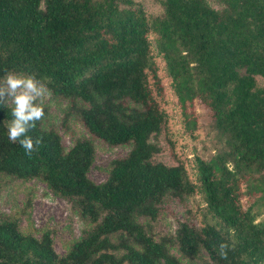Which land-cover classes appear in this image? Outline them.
I'll return each instance as SVG.
<instances>
[{
  "label": "trees",
  "instance_id": "1",
  "mask_svg": "<svg viewBox=\"0 0 264 264\" xmlns=\"http://www.w3.org/2000/svg\"><path fill=\"white\" fill-rule=\"evenodd\" d=\"M152 1L160 15L131 0H0V81L35 74L92 137L129 148L95 184L91 141L65 150L44 109L29 157L0 105V175L41 181L91 225L60 256L52 231L25 235L2 217L0 264H264V0ZM174 104L180 136H194L196 106L210 113L221 144L210 159L157 160ZM196 197L198 228L151 233L165 199Z\"/></svg>",
  "mask_w": 264,
  "mask_h": 264
},
{
  "label": "rangeland",
  "instance_id": "2",
  "mask_svg": "<svg viewBox=\"0 0 264 264\" xmlns=\"http://www.w3.org/2000/svg\"><path fill=\"white\" fill-rule=\"evenodd\" d=\"M131 1L141 5L150 16H157L161 13L159 6L152 0ZM261 84L264 85V83ZM49 93L42 102L37 101L47 110V116L43 122L44 128H53L59 134L65 150L71 148L76 140L91 141L95 156L93 165L88 172V178L95 184L103 183L107 178L109 164L115 159L124 157L129 148L110 147L101 140L92 137L80 123L78 116L71 112L69 101L53 96L50 91ZM8 105L14 107L11 101L8 102ZM171 111L175 117L172 122L173 130L170 132L173 135L167 136L163 133L157 140L158 146L162 150L157 157L158 161L167 165L175 164L174 153L180 151L187 154L188 159L199 155L208 160L221 149L219 135L207 109L201 106H196L194 109L197 129L193 137L176 134L181 130V125L177 120L175 104ZM170 141L173 148H171ZM201 206L202 201L199 197L181 200L165 199L157 220L149 223L151 233L156 238L172 235L180 223H187L198 228L201 215L197 211ZM2 217L15 219L19 224L20 231L25 235L39 238L43 231H52L54 249L60 256L64 255L70 245L91 227L79 217L67 200L53 194L41 181H23L4 175H0V218ZM172 253L179 257L175 251ZM202 258L203 260L207 259L205 254ZM181 261L183 264H191L183 259ZM201 262L202 259L192 264Z\"/></svg>",
  "mask_w": 264,
  "mask_h": 264
},
{
  "label": "clouds",
  "instance_id": "3",
  "mask_svg": "<svg viewBox=\"0 0 264 264\" xmlns=\"http://www.w3.org/2000/svg\"><path fill=\"white\" fill-rule=\"evenodd\" d=\"M48 94L47 85L38 80L35 74L23 76L9 72L0 81V105L7 107L9 101L14 105L11 110L14 119L8 122V138L13 144L18 143L29 157L38 151L43 142L42 137L34 139L28 133L36 128L37 122L43 120L45 111L37 101L42 102ZM228 247L226 243L219 245L222 259H227Z\"/></svg>",
  "mask_w": 264,
  "mask_h": 264
}]
</instances>
